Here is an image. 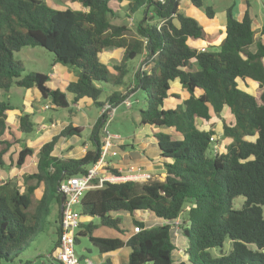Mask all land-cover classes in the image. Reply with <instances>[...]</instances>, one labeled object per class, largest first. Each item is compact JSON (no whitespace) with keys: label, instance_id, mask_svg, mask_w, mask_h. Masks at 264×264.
I'll return each instance as SVG.
<instances>
[{"label":"trees","instance_id":"trees-1","mask_svg":"<svg viewBox=\"0 0 264 264\" xmlns=\"http://www.w3.org/2000/svg\"><path fill=\"white\" fill-rule=\"evenodd\" d=\"M59 1L78 3L80 8H55L43 0H0V88H36L56 110L69 113L85 98L96 108L106 104L118 108L136 91L134 96L145 94L139 124L174 130L154 134L165 180L106 182L85 192L80 210L88 222L83 220L76 243L80 235L88 236L100 254L129 247L125 264H264V41L255 38L250 2L246 0L241 19L229 7L224 39L200 51L189 40L205 39L203 25L180 9V0ZM190 2L214 18L213 7L204 0ZM139 12L146 17L138 19L134 30L126 21L116 23L124 15ZM27 46L52 52L54 63L72 68L76 79L62 89L50 87L47 74H24L14 52ZM109 48L124 50L112 70L100 56ZM137 57L144 61L139 69L133 64ZM129 74L132 92L127 88ZM174 80H179L188 96L169 106V98L180 99L172 91ZM250 82L256 84L255 94L247 90ZM15 108L0 101V170L6 166L11 146L19 142L7 137L8 111ZM225 108L232 120H223L222 134L230 142L225 150L214 153L217 132L200 126L199 120L219 116ZM105 117L102 113L95 123L89 136L92 147L83 156L54 154L63 137L83 136V127L69 123L40 147L36 170L23 176L25 182L34 180L33 185L22 191L12 179L0 181V264L18 258L32 236L44 230L52 207L58 208L57 239L50 255L54 253L61 233L60 182L85 174L98 161ZM18 130L25 135L35 131L29 113L20 116ZM33 153L32 147L24 145L14 164L22 167ZM40 186L41 195L31 212L32 195ZM239 196L244 203L234 208L233 200ZM138 211H149L168 222L147 226L137 218L125 222L119 214L134 216ZM93 218L118 234H96L99 225ZM179 219L185 225L187 259L174 262L171 229ZM138 225L142 229L134 232ZM225 242L232 246L229 252L211 253L214 248L223 251Z\"/></svg>","mask_w":264,"mask_h":264},{"label":"rangeland","instance_id":"rangeland-1","mask_svg":"<svg viewBox=\"0 0 264 264\" xmlns=\"http://www.w3.org/2000/svg\"><path fill=\"white\" fill-rule=\"evenodd\" d=\"M43 1L46 3H49L51 6H53L55 8H64V7H71L74 9L80 8L78 3L69 2V1H65V2H63V1L61 2L59 0H43ZM204 1H205V4L213 7L215 14H216V17L223 16L224 13H226V10L232 6L235 16L236 17L239 16V18H241L245 12L244 10H246L245 8H247L246 7L247 4L244 5L242 0H204ZM248 1L250 2L249 6L251 5V7H252L251 12H252V18H253V29L255 31V38L256 39L260 38L264 41V1L263 0H248ZM180 2H181L183 10L187 12L186 14H189L187 7H191L190 0H180ZM113 6L115 8H117V7L123 8L121 5H119L117 3H113ZM196 10L202 11L203 15L205 13L202 9H195V11ZM132 17H133V19L134 18H136V19L132 20ZM142 17H143L142 12L141 13L139 12V14H135L134 16H128V17H127V15H124V18L116 21V23L126 21V22H128V24H130V27L134 30L136 28L138 19H140ZM205 17L203 16L201 18V16H199V15L195 17L201 24H203V28L205 27L204 33L206 34L205 39H204V43H202V44L192 43L193 45L196 46V48H200L202 46L208 48L207 44L210 43L212 40H214L215 42H217V40H219V39L221 42L223 40L222 39L223 30H224L223 25H220L222 28H219L217 25L213 26L214 28L213 27L210 28V25L208 26V24H207V26H205V21L208 18V17L207 18H205ZM149 20L151 21L152 19L150 18ZM155 21H158V19H156ZM207 27H209V28H207ZM219 35H220V37H218ZM115 50H117V49L116 48L106 49L104 51V53L102 52L104 55L103 54L101 55V58L108 63L109 67H111V70H112L113 64H118L121 61V60H119L121 58H118L119 54L117 52H115ZM252 50H255V45L252 47ZM14 58H15V60L19 61L22 64V66L24 68V74L29 73V72H41V73L47 74L49 76L51 75V70H52V66L54 63V55L52 52L48 51L47 49H45L41 46L24 47L20 51L14 52ZM133 64H135V69H139L141 66H143L144 61H142V59L137 57L133 61ZM193 69L194 70L198 69V66L197 65L193 66ZM131 78H132V74L131 75L129 74L127 76V81H128L127 88H130V90L132 92V88L134 86L130 82ZM240 85L244 87V85L241 81H240ZM256 88H257L256 84L250 82L247 90L249 92H252L255 94ZM134 92L136 93V91H134ZM29 93H30V90L28 88H23V87H18V86H14L11 89H9L8 91L0 88V101L10 102L13 105L17 106L19 109H23L24 105H26V100L28 98ZM43 101L46 102L47 100L43 99L42 102ZM127 102L131 103V106L130 105L127 106L128 104H125V103L120 105L121 107L119 109L118 108L116 109V111L112 117L110 116V113H107V117H105L103 119V127L106 129V131H109L110 133L117 132L118 134H121L127 142L132 143L133 136L136 134V132L140 128L138 123H137V119H139V117H140V113H139L140 108L144 107L145 94L137 93L136 96L131 95L130 98H127ZM49 105H50V103L44 106L46 110H48L47 108L49 107ZM34 106H35V111L41 110V105L35 103ZM102 108L103 107L96 108L93 105H85L82 108V110H80L79 112H76V109H73V112L71 113V115L73 116V114H74V116H76L75 123L77 125L78 124L83 125L84 128H87V132H90V130H89L90 127L87 124V117H89L90 114H92L93 118L89 119V121L90 122L95 121V119H97V117H100L102 115ZM123 109H125L126 111H123ZM41 115L44 117L53 116L54 120L58 123L62 122L64 120H66V121L71 120V118L68 117L69 116L68 110H65V109H59L58 111H55V112H51L48 110V112L45 111ZM34 117H35L34 118V120H35L37 117L36 112H35ZM225 119L227 121L232 120L231 113L229 112V110L227 108L224 109V111L222 112L221 115H219V116L213 115V117L210 120L205 121V122L202 121L200 123V126L205 127V128H214L217 132L216 139H215V140H217V142L214 143V149H215L214 153L217 151L225 150V145L230 142V139L224 137L222 134V122ZM60 127L62 129L63 127H65V124L60 123V125L56 129H60ZM166 130L170 131V129H166ZM171 131L173 132L174 130L171 129ZM38 134L39 133H36V132H33L30 135L23 134V138L31 139V140L35 141L36 137L37 138L41 137V133L39 135ZM104 136H105V134H103V137ZM103 137L101 140H103ZM61 141H63V139H60L56 148L61 145V143H62ZM76 143L79 144L80 146H84L82 139H80V138L77 140ZM35 145H36V147L38 146L37 144H35ZM74 146H75V144L73 143L72 146H69V148L74 147ZM15 148H16V146H15ZM56 148L54 150V153H57V154H62L63 152H64V154H67V152L69 151V150H65V149H67V147L63 148L62 150L60 148H57V149ZM16 150H17V148H16ZM16 150L14 149V155H11V159H9V160H11V161L15 160V158L17 157V151ZM119 150H120V148H119ZM67 155L69 156V154H67ZM119 157L120 156L116 157V159H119ZM9 160H8V163L10 162ZM13 165L15 167H12V166L5 167L6 172H8V174L10 173L9 174L10 176L8 178L12 179L13 181H16L19 184V186L21 187V190L25 191L27 188V185H33L35 182H34V180H29L28 182H25L24 179L22 178L23 172H22L21 168L17 167L14 163H13ZM158 179H159V177H154V179H150L149 181L158 180ZM1 180H3L2 177H1ZM41 191H42V186H40L38 189H36L35 193L32 195V205L30 208L31 212L35 208L37 200L40 197ZM243 203H244V197L243 196L236 197L233 200V207L234 208H241ZM54 208L55 207H52L53 211L51 212V214L47 218H45V222L43 223L44 230L42 232L32 236L30 244L25 248L23 253L18 258H16L14 261H9V262L1 261V264H26V263L27 264H44V263H48L50 261V258L48 256L50 255V253L54 249V244H55V241L57 239V231H56L55 221L57 219L58 208H56L55 210H54ZM152 217L156 218L154 215ZM123 218H124L125 222H130L129 216H127V215L124 216V214H123ZM85 220L88 222L87 219H85ZM92 221L94 222L95 225H99V227L97 229H95V231H94L96 234H103V235H107V234H115L116 235V234H118L111 229L101 227L100 226V220L98 218H93ZM184 226L185 225H184L182 219H179L172 224L171 235H172V241L176 246L175 247L176 250H178L177 235L178 236L181 235L184 237V233H183V227ZM176 230L178 231L177 235H176ZM231 247L232 246L229 242H225L223 249H222L223 251H221L220 248H214V249H211V253L215 256H219V255H221L222 252H224V253L229 252ZM75 249H76L78 256L84 255V256H88V257H93L96 255H100L98 250L95 248V246L89 240V237L85 236V235L79 236V241L76 243ZM125 249H126V251L127 250L129 251V247H125Z\"/></svg>","mask_w":264,"mask_h":264},{"label":"crops","instance_id":"crops-1","mask_svg":"<svg viewBox=\"0 0 264 264\" xmlns=\"http://www.w3.org/2000/svg\"><path fill=\"white\" fill-rule=\"evenodd\" d=\"M242 1H243L244 5L247 4L246 0H242ZM190 5H191V7H187L188 8L187 10L189 13L187 15H190L193 17H196L199 15V16H201V18L203 16L204 17L206 16L205 13L203 15L202 11H199V10L195 11V9H199V8H196L195 6H193L191 4V2H190ZM180 9L183 10L181 2H180ZM250 11H252L251 6H250ZM184 12L187 13L186 11H184ZM251 15H252V12H251ZM144 16L146 17V15H144ZM144 16H143V18H144ZM205 18H207V16ZM237 18L241 19V18H239V16ZM134 19H136V18H134ZM134 19L132 17V20H134ZM207 24H208V26L210 25V28L213 26H216V25L219 28H222L220 25H223L224 30H223L222 39H224L225 24H226V13H224L223 16H218V17H216V14H215L214 18H212V19L207 18V20L205 21V26H207ZM129 26H130V24H129ZM207 28H209V27H207ZM218 37H220V35ZM189 43L192 46L196 47L192 43L202 44V43H204V39H198V40L190 39ZM220 43H221V41L219 39V40H217V42L212 40L208 44L219 45ZM208 44H207V46H208ZM116 49L118 51L115 50V52H117L119 54L118 58L122 59L124 50L118 49V48H116ZM103 53H101V55ZM121 59H119V60H121ZM140 59H142V58H140ZM104 62L107 63L106 61H104ZM195 65L196 64L194 61L193 66H195ZM50 77L51 78L48 81V85L50 87L63 89L66 87V85L69 82L74 81L76 79V74H75V71L70 67L63 66L60 63H53ZM251 83H254V82H251ZM171 87H172V91H174L175 93L180 95V99H175V98H169L168 99V105L174 106V105H176L177 102L186 98L188 96V94L182 89L179 80L172 81ZM29 90H30V93L28 95V98L26 100V105H24V108L19 109L17 106H15L16 107L15 109L8 111V116H7V123L10 126V131H9L7 137L10 138L11 141H14V139L16 138V139H18L17 141H19V142L12 145L11 148L9 149L8 153L5 155V160H6V166L5 167H7V166L15 167L13 165L14 161L9 160V159H11V155H14V149L16 150V148H17V150H16L17 153L20 151V149L24 145H27V146L32 147L34 149V153L31 156L27 157L25 164L22 167H20L22 172H23L22 178L25 174L31 173V172L36 170V165L38 162V152H39L40 147L45 142L51 140L52 137L55 136V134L57 135L60 133V131L64 128L63 127L61 129V127H60V129H56V128H58L60 123H64L65 126L68 125L69 123H73L76 126L83 127V136L79 137L76 135H73V136L69 135V136L63 137L62 138L63 141H61L62 143L60 142L61 145L58 146L57 148H60L62 150L63 148L67 147V149H65V150H69L67 152V154H69V156L67 154H64V152L62 154H57V153H54V154L59 155V156H63V157H76V158L83 156L86 153V151L92 147L91 146L92 144L89 140V136L92 132V129H93L95 123L97 122V120L99 118V117H97V119H95V121L90 122L89 119H92L93 115L89 113L90 116L87 117V124L89 125L90 128L92 127L91 129L89 128L90 132H87V128H84L83 125H80V124L77 125L75 123L76 116H74V114H73V116H74L73 117L71 115V113H69V116H68L69 118H71L70 121L64 120V121L58 123L54 120L53 116L44 117L41 115L45 111L48 112V110L51 112L58 111L55 109V106H53L49 100H47L46 102H44V101L42 102L43 98H42L40 92L36 88H29ZM133 93H134V91L130 95H134ZM69 97L72 98L71 95ZM35 103L41 105L40 111H35V106H34ZM49 103H50V105L47 108L48 110H46L44 106L49 104ZM85 105H93L92 100L88 99V98L82 99L79 102L78 106H76V108H75L76 112H79L80 110H82V108ZM120 107L121 106H119L118 109ZM123 111H126V110L123 109ZM35 112L37 113V117L34 120ZM22 113H29L31 115L33 121L35 122V131L34 132L39 133V134L41 133V137H39V138L36 137L35 141L31 140V139L23 138V134L18 130L19 120H20V116L22 115ZM139 122H140V117H139V119H137V123H138L140 128L136 132V134L133 136L132 143L127 142L124 139V137L120 134L122 136V143L120 146V153H119V155L116 156V157H118V156H120V157H119V159H116V157L110 158L112 165H113L112 169H116L119 171V173H121V172H126V170H127L126 168L129 165H136V166L142 167L145 171L150 172L152 174L153 179H154V177H159L158 180L163 181V180H165V177H166V170L164 167L163 159L160 156L161 151L159 149L158 143L156 142V140L154 138V134L158 131H169V130H166L168 128H157V127H152L150 125H140ZM170 131H171V129H170ZM115 133H117V132H115ZM79 138L82 139L84 146H80L79 144L76 143ZM73 143L75 144V146L69 148V146H72ZM35 144H37L38 146L36 147ZM15 146H16V148H15ZM8 160L10 161L9 163H8ZM5 169L6 168L0 170V177H2L3 179H10V178H8L10 176L9 175L10 173L8 174V172H6ZM127 213L128 212H120L119 214H121L122 216H123V214H124V216L125 215L129 216L130 221L133 218H137L139 220H142L146 223L147 226H152V225H156V224H163V223L168 222V221L166 222L164 220L157 218L155 215L154 216L156 218H153L152 217L153 214L149 211H138L134 214V216H132L130 213H128L129 214L128 215ZM83 220H85V219L83 218ZM177 234H178V231L176 230V235ZM177 241H178L177 242L178 250L174 249L172 252V259L174 260V262H180V261L187 259V254H186V247L188 246L187 238L185 236L183 237L181 235L180 236L177 235ZM174 246H175V244H174ZM129 254H130V248H129V251L128 250L126 251L125 247H123L119 250H116V251H113V252H110L107 254H100V255L93 256V257H88V256H84V255L83 256L81 255V256L83 258L91 259L94 262V264H125L129 258Z\"/></svg>","mask_w":264,"mask_h":264},{"label":"built area","instance_id":"built-area-1","mask_svg":"<svg viewBox=\"0 0 264 264\" xmlns=\"http://www.w3.org/2000/svg\"><path fill=\"white\" fill-rule=\"evenodd\" d=\"M159 1L165 3V0ZM198 50L204 51L205 47H200ZM124 103L131 106L127 99ZM116 109L106 104L102 108V113H110L112 117ZM104 134L98 161L91 165L85 174L67 177L60 182L59 190L65 196L61 204V233L56 250L48 256L50 261L44 264H94L91 259L78 256L75 249L76 236L83 222L80 210L81 201L87 190L102 188L106 182L117 183L132 180L145 183L153 179L150 172L136 165H129L126 172H113L110 158L119 155L122 136L118 133H110L106 129ZM141 229L139 225L135 226L134 232H139Z\"/></svg>","mask_w":264,"mask_h":264},{"label":"water","instance_id":"water-1","mask_svg":"<svg viewBox=\"0 0 264 264\" xmlns=\"http://www.w3.org/2000/svg\"><path fill=\"white\" fill-rule=\"evenodd\" d=\"M199 123H201V119L199 120ZM64 199H65V196L62 195V197H61V204L63 203ZM166 222H167V221H166Z\"/></svg>","mask_w":264,"mask_h":264}]
</instances>
